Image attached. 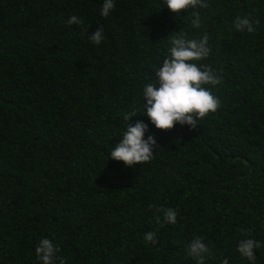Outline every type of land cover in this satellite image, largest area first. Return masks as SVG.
Listing matches in <instances>:
<instances>
[{
	"label": "trees",
	"instance_id": "1",
	"mask_svg": "<svg viewBox=\"0 0 264 264\" xmlns=\"http://www.w3.org/2000/svg\"><path fill=\"white\" fill-rule=\"evenodd\" d=\"M103 3L0 0V264H41L43 238L66 264H197L194 237L211 250L205 264H253L237 250L249 238L264 264V0L180 13L166 0H114L107 17ZM73 15L83 23L68 24ZM237 16L255 31L236 30ZM97 28L99 45L88 39ZM181 30L208 35L210 54L195 63L221 78L205 85L220 107L195 130H160L139 114L143 88ZM133 109L158 147L130 167L110 153ZM161 207L177 211L175 224ZM150 231L157 245L145 243Z\"/></svg>",
	"mask_w": 264,
	"mask_h": 264
},
{
	"label": "clouds",
	"instance_id": "2",
	"mask_svg": "<svg viewBox=\"0 0 264 264\" xmlns=\"http://www.w3.org/2000/svg\"><path fill=\"white\" fill-rule=\"evenodd\" d=\"M166 5L174 13H180L185 9H194L197 6L207 7L204 0H166ZM115 8L114 0H104L101 15L107 17ZM68 24H82L83 21L73 15L67 21ZM255 23H259L257 20ZM192 25L200 27V14L197 12L192 20ZM234 26L238 31H255V24L248 16H237ZM88 39L95 45L101 44L104 40L103 28H97L94 32L88 33ZM169 56L163 60L162 66L155 72L156 81L148 83L143 88V111L140 115L146 114L152 124L160 130H171L179 123L189 126L195 130L198 121L205 118L209 113H215L220 107L219 99L213 95L205 85L215 86L221 82L208 65H198L196 61L206 59L210 54L209 37L205 33L201 39H187L186 34L181 30L170 39ZM146 101V103H144ZM138 112L133 109L124 115L127 127L122 138L115 145L110 153V158L116 161H123L126 166L134 167L137 164L150 162L154 157V150L158 147L155 135L145 133L149 125L143 120L130 122L131 117ZM163 214L164 221L175 224L177 211L173 208L161 207L157 209ZM160 222V216L156 217ZM145 243L157 245L159 239L155 232H147L144 235ZM262 242L255 239H241L238 243V252L249 261L255 264V250L261 248ZM60 251L52 240L43 238L35 248L37 259L41 264H66V261L59 257ZM188 253L196 258L197 264H205V256H211V250L200 237H194L188 245ZM222 264H229L227 259Z\"/></svg>",
	"mask_w": 264,
	"mask_h": 264
}]
</instances>
